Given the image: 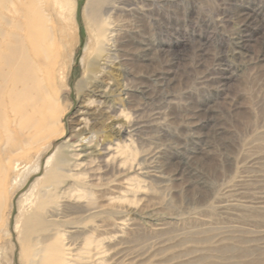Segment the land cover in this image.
<instances>
[{"label": "rangeland", "instance_id": "374dc122", "mask_svg": "<svg viewBox=\"0 0 264 264\" xmlns=\"http://www.w3.org/2000/svg\"><path fill=\"white\" fill-rule=\"evenodd\" d=\"M86 1L79 0L82 40L69 87L59 93L71 104L66 139L53 141L41 171L24 176L13 195L0 264H24L17 205L36 199L35 180L56 147L76 135L84 104L100 110L102 126L71 141L120 144L121 154L108 167L96 165L90 192L98 208L67 214L76 227L64 240L76 255L90 254L88 264H264V0L121 4L113 13L120 50L105 68L96 60L78 94ZM98 84L109 102L92 93ZM35 148L13 157L35 166Z\"/></svg>", "mask_w": 264, "mask_h": 264}, {"label": "bare ground", "instance_id": "6f19581e", "mask_svg": "<svg viewBox=\"0 0 264 264\" xmlns=\"http://www.w3.org/2000/svg\"><path fill=\"white\" fill-rule=\"evenodd\" d=\"M132 1H86L83 18L88 40L82 57L86 67L75 82L78 94L84 90L86 71L93 69L96 60L105 68L118 54L121 28L113 13ZM78 10L79 0H0V231L8 228L7 211L15 192L31 172L41 171V158L53 141L66 139L64 118L71 104L61 101L59 93L69 87L68 72L82 40ZM102 86L94 85L92 93L109 102L110 95ZM97 110L80 106L75 115L76 135L56 147L35 180L41 184L36 199L26 208L24 199L17 205L18 212L24 213L21 225L20 221L15 224L24 264H88L90 254L76 255L78 251L64 237L69 228L76 227L69 226L70 210L90 214L98 208L90 192L96 165L108 167L120 153V144L99 147L93 139L71 141L102 126L103 114ZM33 146H37L35 166L30 164L33 160L23 165L13 157ZM110 152L115 155L108 156Z\"/></svg>", "mask_w": 264, "mask_h": 264}]
</instances>
